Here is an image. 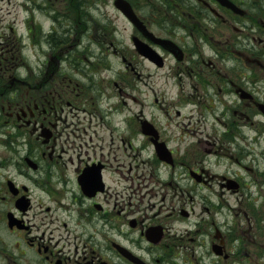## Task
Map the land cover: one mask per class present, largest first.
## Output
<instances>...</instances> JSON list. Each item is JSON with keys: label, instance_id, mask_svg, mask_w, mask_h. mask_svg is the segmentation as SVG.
I'll return each instance as SVG.
<instances>
[{"label": "flooded vegetation", "instance_id": "af4514ba", "mask_svg": "<svg viewBox=\"0 0 264 264\" xmlns=\"http://www.w3.org/2000/svg\"><path fill=\"white\" fill-rule=\"evenodd\" d=\"M127 1L154 32L144 0ZM165 1L173 6L169 37L181 50L165 106L188 120L180 136L169 110L164 123L138 98L137 83L155 74L146 75L144 57L134 49L144 67L123 55V72L111 74L116 30L101 7L94 15L89 0H27L18 30L3 12L11 0L0 1V264H258L264 256V234H252L241 203L251 196L242 190L256 183L211 173L194 154L236 141L251 155L264 149V0ZM52 37L58 42L43 65L14 62L30 47L25 38ZM133 38L147 42L132 27ZM67 58L81 65L66 66ZM209 117L223 133L213 125L206 139L190 135V124ZM192 183L198 193L183 187ZM214 184L219 201L239 194L243 219L234 237L215 221L209 226L203 209L210 208L195 204ZM239 234L245 248L229 251L233 240L242 244Z\"/></svg>", "mask_w": 264, "mask_h": 264}, {"label": "rangeland", "instance_id": "374dc122", "mask_svg": "<svg viewBox=\"0 0 264 264\" xmlns=\"http://www.w3.org/2000/svg\"><path fill=\"white\" fill-rule=\"evenodd\" d=\"M1 1V0H0ZM6 2L7 0H3ZM98 1V2H97ZM106 0H89V3L87 6L89 7L90 11L97 15L99 13L98 10L101 7V12L106 14L108 17H110L113 20V26L116 30L115 32V50L118 51L117 54L110 55V61L112 65V72L111 73L114 77L117 76L119 73L123 72V62H122V56L125 55L127 59L131 62H137L139 66H143L142 60L135 57L134 49L131 43L130 39V33L132 31L131 25L127 23V21L118 13L116 8L112 6H104L103 3ZM14 2L17 3V6L14 5ZM144 2V4L142 3ZM140 1L139 5L147 8H149V16L153 17L155 19L154 25L152 28L155 33H165V30H169L173 27V18L172 13L169 9H167V6L162 4L159 0H144ZM151 2L153 3L151 5ZM26 5V6H24ZM149 5V6H148ZM98 8H95L97 7ZM9 9V14L8 10ZM29 7L27 0H11L10 5H6L4 9V14H7L9 16V19L11 21H16L14 25L15 29L20 30V25L23 19L25 18L26 9ZM159 8V9H158ZM15 18V19H14ZM168 20H164L167 19ZM49 22L45 21L44 26H47ZM58 42V39L55 37H52L47 41L45 38H42L41 41H39L37 38L29 41L27 38L24 39L22 44L28 45L30 44V47H25L23 53L21 56H18L14 62H17V65L20 66V64L26 67H36L43 65L47 53L46 50L49 47L50 50L53 49V47ZM33 43V48L31 47V44ZM94 49V46H93ZM82 58H67V61L65 62L66 66H69V63H72L74 66H80V61ZM95 62V59H94ZM172 60L168 58L167 63L165 64L163 69H159L154 74V78H146L143 83H137L136 87L142 88L143 93L139 91L138 98L145 99L147 102V106L145 108V113H154L161 115L160 119L166 122V119L164 120V117L162 114L166 112V110H169V113L172 116L171 121H173V124H180L179 127H174L173 130L175 131V135L180 136L181 132L183 131L182 122H187L188 120L186 118L176 117V111L174 108L165 106L166 102H168L171 98V89L173 87V73H172ZM144 67V66H143ZM24 69V68H23ZM22 69V72L24 71ZM145 70L146 73L151 72L153 73L155 70L148 62H145ZM21 71V70H20ZM156 81V89H151L150 86L152 84V81ZM134 82V81H133ZM171 88V89H170ZM155 97L159 99L158 106L152 107V104L155 103ZM160 105H162V109L159 110ZM131 107L133 110H139L140 106L134 105L131 103ZM181 113L187 114L190 113V107L186 106L181 108ZM213 125H215V122L212 120V118H208L205 122H197L190 124V135H196V137L202 136L203 139H206L205 135L207 133L213 134ZM220 123H217L214 128L219 129L220 133H223V127L219 126ZM207 128V129H206ZM245 133L249 136H254L253 131L251 132L248 130V128H244ZM202 132V134H201ZM226 139L228 136H224ZM189 140H195L194 137L188 138ZM188 139H186L188 141ZM250 140V139H248ZM215 140H212L214 142ZM244 141V140H243ZM246 141V140H245ZM218 143V140H216ZM246 143V142H245ZM231 147H228L227 145H224L221 149H218L219 144H216L215 146H208L210 149H213L214 151H218L216 155L214 154H208L204 153L203 150L199 149L196 152H194L195 155L202 156L204 158V166L209 169L211 173H218L223 175H229L236 173L238 176L243 177L247 183L249 184L250 181L256 183L251 185L250 188L242 190L244 193L251 192L253 195V198L255 199L253 202H249L247 200L241 201L242 204H245L248 207V209L251 212V228H252V234L253 232L257 231L256 228H258L259 224L263 223V229H258V233L264 234V149H261L259 147L254 148L255 153L251 155V153L248 151V153H245L244 151L237 148L238 143L236 141L235 144H230ZM243 146V144L241 145ZM258 159V160H257ZM243 165H246L250 167L248 170H246ZM252 168L254 170H252ZM187 186L189 189H193V192L198 193V187H196L193 183L192 184H186L183 187ZM218 186L216 184L206 187L202 190L203 197L199 196L198 194L195 195V204L197 205H204L208 206L210 208V211H206L203 209V217H205V222L208 223V225H211L212 221H215L216 224L224 225L226 226L225 229L230 230L229 238L234 237L235 233L238 232L237 229H240L239 221H242L243 215L239 214L238 211V204L236 198L239 196L229 195L226 194L225 198L222 200H218ZM225 205V207L223 206ZM229 207V208H228ZM220 211V213H217L216 211ZM200 211V207L197 209V212ZM246 225V224H245ZM249 232H246V238L248 236ZM242 240V244L240 245L235 240L232 241V243L228 246V250H235L237 248H240L243 250L245 248V245L243 242H248L245 239L244 235L239 234ZM238 241V240H237ZM255 241V240H254ZM255 246L249 245L248 251L250 250L251 253L254 252ZM216 260V258H215ZM244 260V259H243ZM259 264H264V260L258 258ZM244 264H249L246 262ZM252 264H257L256 262L252 261Z\"/></svg>", "mask_w": 264, "mask_h": 264}, {"label": "water", "instance_id": "95a60500", "mask_svg": "<svg viewBox=\"0 0 264 264\" xmlns=\"http://www.w3.org/2000/svg\"><path fill=\"white\" fill-rule=\"evenodd\" d=\"M116 6L119 7L125 14H128V11L126 9V4L125 3H122L120 0H118L116 2ZM159 43H161L164 47L168 48L169 50H172L171 48V41L169 40H166V39H156ZM138 49L139 51L141 52V54L145 55L146 57L150 58L151 60H155V52H153L150 48H148L147 46H140L138 45ZM162 65V63H161Z\"/></svg>", "mask_w": 264, "mask_h": 264}]
</instances>
